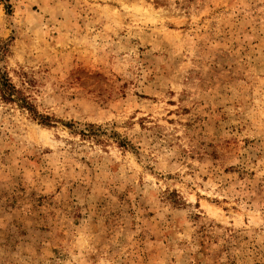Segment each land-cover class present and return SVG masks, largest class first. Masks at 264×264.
I'll list each match as a JSON object with an SVG mask.
<instances>
[{"label":"rangeland","instance_id":"1","mask_svg":"<svg viewBox=\"0 0 264 264\" xmlns=\"http://www.w3.org/2000/svg\"><path fill=\"white\" fill-rule=\"evenodd\" d=\"M1 77L0 264H264V0H0Z\"/></svg>","mask_w":264,"mask_h":264},{"label":"trees","instance_id":"2","mask_svg":"<svg viewBox=\"0 0 264 264\" xmlns=\"http://www.w3.org/2000/svg\"><path fill=\"white\" fill-rule=\"evenodd\" d=\"M0 91L4 100L11 102L13 101L12 95L15 92L14 88L8 83L5 77L0 79ZM16 101V100H14ZM24 105V104H22ZM25 107H28L27 105Z\"/></svg>","mask_w":264,"mask_h":264}]
</instances>
